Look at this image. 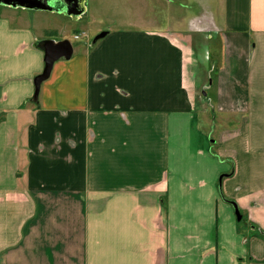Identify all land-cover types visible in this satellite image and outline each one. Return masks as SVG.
Listing matches in <instances>:
<instances>
[{"label": "crops", "instance_id": "1", "mask_svg": "<svg viewBox=\"0 0 264 264\" xmlns=\"http://www.w3.org/2000/svg\"><path fill=\"white\" fill-rule=\"evenodd\" d=\"M180 2L56 61L36 102L41 70L6 68L43 69L31 31L61 15L0 5V264H264V0Z\"/></svg>", "mask_w": 264, "mask_h": 264}, {"label": "rangeland", "instance_id": "2", "mask_svg": "<svg viewBox=\"0 0 264 264\" xmlns=\"http://www.w3.org/2000/svg\"><path fill=\"white\" fill-rule=\"evenodd\" d=\"M183 5L186 6L185 9ZM192 9H194L192 3H182L180 0H84L82 13L79 16L71 17L61 13H56L61 16L47 15L49 17L43 24L46 28L44 32L39 28L38 23L33 27L32 33L28 32L37 40L32 48L41 55L43 51L40 44L46 40L54 42L67 40L76 51L78 48H92V40L102 32L146 30L150 26L165 27L168 22L173 23L171 21L176 18V15ZM22 38L23 45L29 46L27 33H24ZM19 40L17 38L15 44ZM16 65L9 63L6 68L9 75L16 70V75L24 80L30 77L33 70L42 71V68L35 66L32 57L28 58L27 53L23 60H18Z\"/></svg>", "mask_w": 264, "mask_h": 264}, {"label": "water", "instance_id": "3", "mask_svg": "<svg viewBox=\"0 0 264 264\" xmlns=\"http://www.w3.org/2000/svg\"><path fill=\"white\" fill-rule=\"evenodd\" d=\"M83 2L84 0H0V5L34 11H49L76 17L82 13ZM105 35L106 32L100 33L92 40L91 44L93 45ZM40 48L43 51L44 66L41 73L35 76L32 81L34 87L32 100L35 102L38 98L40 86L49 78L54 63L60 59L69 60L73 53V48L67 40L58 42L46 40L40 44ZM233 209L236 219L240 221L241 216L235 205H233Z\"/></svg>", "mask_w": 264, "mask_h": 264}]
</instances>
